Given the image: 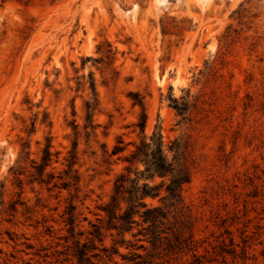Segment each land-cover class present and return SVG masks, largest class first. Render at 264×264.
Here are the masks:
<instances>
[{"label":"rangeland","instance_id":"obj_1","mask_svg":"<svg viewBox=\"0 0 264 264\" xmlns=\"http://www.w3.org/2000/svg\"><path fill=\"white\" fill-rule=\"evenodd\" d=\"M159 135L190 181L145 200L156 241L102 210L120 175L168 183L127 162ZM97 229L92 264H264V0H0V264H78Z\"/></svg>","mask_w":264,"mask_h":264},{"label":"trees","instance_id":"obj_2","mask_svg":"<svg viewBox=\"0 0 264 264\" xmlns=\"http://www.w3.org/2000/svg\"><path fill=\"white\" fill-rule=\"evenodd\" d=\"M146 120L143 118L139 127L141 133L144 132ZM152 143L146 144L144 141L141 142L140 146L135 148V151L130 155L127 162L130 165L142 163L145 166L143 172H139L138 175L143 177L146 176L145 180L153 181L155 177L165 179L168 178L167 184H161L159 186H150L147 183L139 185V179L130 181L127 175H120L114 186V194L110 198V202L105 205L103 212L106 214L109 223L113 224L114 229H120L121 231H130V226L135 223L134 216H139L144 224H149L148 231H150L153 239H158L159 233L157 228L163 224L166 220L168 213L164 212L161 208L149 207L146 203V199H155L160 197L161 190L164 192V196L160 198L161 202H166L167 205L165 209L177 210L182 202L181 193L183 186L190 181V168L187 165V160L185 157V148H182L179 144H173L170 151L174 150L175 158L171 162H168L166 155L162 149V141L160 135L157 139L155 136L152 137ZM152 146V147H151ZM174 146V147H173ZM50 145H47L43 151V156L41 158V165L36 166L37 173L43 176L45 169L49 166L51 160ZM123 149L116 148L114 153L120 152ZM35 164V163H33ZM75 165V159L70 158L67 161V167L70 169ZM127 174H130L129 168L125 169ZM49 180H52V176H47ZM72 185L77 186L78 181L76 178H72ZM43 183V180H40ZM48 183V182H47ZM129 183V188L125 187V184ZM70 185L69 181H63L61 186L63 188H68ZM54 187V186H53ZM77 189V188H75ZM122 204L126 207L123 210ZM75 208L70 205L68 208V225L73 228L74 218L73 213ZM140 210H143L140 212ZM100 229H97L92 234V240L89 242L90 247H86L84 244L81 248L78 246L74 256L77 259L78 264H92L88 254L91 251L96 250L93 244L95 240L101 243ZM157 241V240H156ZM155 242V241H154ZM103 252L106 251L105 248L102 249Z\"/></svg>","mask_w":264,"mask_h":264}]
</instances>
